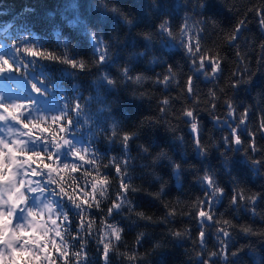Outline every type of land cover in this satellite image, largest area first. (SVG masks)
<instances>
[{"label": "trees", "instance_id": "16d2710c", "mask_svg": "<svg viewBox=\"0 0 264 264\" xmlns=\"http://www.w3.org/2000/svg\"><path fill=\"white\" fill-rule=\"evenodd\" d=\"M73 3L78 6L76 9H73ZM195 3L196 0H0V46L5 49L2 55L7 54L11 58L13 41L23 42L27 37L30 45L57 55L67 53L88 65L87 71L76 72L59 62L41 61L35 66L32 76L43 72L42 78L49 82L44 95L34 93L24 75H13L21 82L17 90L23 97L31 96L35 101V110L30 118H50L60 115L66 106L81 104L79 116L74 112L70 114L80 123L68 138L76 148L91 145L96 154L93 157L97 160L96 166L110 181L106 195L100 197L97 194L101 208L90 210L91 219L96 223L85 244L88 264H104L102 246L97 238L106 230L102 222L107 208L115 199L120 177L113 167L103 166L109 165L114 158L116 162L127 161L125 179L136 191L128 194L131 211L128 205H124L120 214L108 218L109 223L123 229L122 239L112 240L114 250L110 253V264H200L198 254L201 247L197 240L200 225L194 218L196 208L193 205H198L208 191L199 180L205 171L214 172L218 186L225 189L215 205V219H227L237 225L235 230L229 228L231 240L227 250L238 252V256L230 257V260L235 264H264V240L239 231V225L249 226L254 231L264 230V223L259 219V216H264V168L259 173L253 171L244 156L247 142L242 147L233 145V148L240 147L239 151H233L223 144L222 139L229 135V124L232 123L224 105L226 99L234 101L236 117L248 109V130H255L264 117V72H258L248 84L237 89L231 87L234 72L245 66L255 72L258 65L264 66V49L261 48L264 31L258 23L257 13L251 11L264 5V0H211L204 9L196 8ZM105 5L108 9L115 6L133 17V24L123 23L105 9ZM66 18L78 22L71 26ZM186 18L189 32L182 34ZM241 19L246 20V27L235 42H229L228 37ZM163 20L170 22L174 38L157 35V27ZM9 24L12 27L2 31ZM88 32L100 33L108 43L111 59L106 64L95 65L96 53ZM145 35L151 36L150 43L144 39ZM190 37L192 43L199 40L204 55L221 58V71L215 77L195 70L193 58L186 47L181 46V41L187 42ZM142 52L144 54L140 55ZM123 67L130 68V74L141 76L142 80L139 83L124 80L120 75ZM169 67L175 72L174 77L168 72ZM103 73L117 81L114 87L102 82ZM165 76L169 77L167 84L156 82L163 81ZM189 77L193 80V94L185 92ZM2 79L12 83L11 79ZM210 91L216 92L215 100L209 96ZM0 96H7L9 100L18 97H10L2 91ZM164 99L169 100L168 105L163 104ZM213 102L217 105L215 109L211 108ZM184 109H192L197 114L201 143L207 150L205 156L198 155L194 147L193 134L186 122L189 118L182 116ZM114 124L121 133H138L129 142L127 152L122 149L118 138L108 139L110 132L106 130ZM169 125L175 128L174 132L167 130ZM10 127L14 135L11 139H14L16 126ZM240 131L246 141L245 128L242 126ZM175 137H183V141ZM256 142L264 149V137L257 134ZM140 145L149 151L143 152ZM39 147L43 144L36 145L37 149ZM161 150L171 157V161L159 157ZM70 151L69 146L61 150L63 163L78 162ZM225 158L228 159L227 169ZM174 164H178L179 169H175ZM85 170L91 172L93 167L84 164L77 173H62L64 187L70 190V177L74 176L80 186L90 188L88 181L91 177L84 176ZM32 179H43L50 189L57 187L51 185L46 175ZM237 187L246 195L261 194L256 206L257 217L243 209L230 207V197ZM36 194L40 201L49 197L48 193L43 196ZM51 199L56 204L63 201L65 210H70L71 228L64 238L70 252L79 251V243L70 238L77 231V210L66 197L52 196ZM32 204L36 205L35 199ZM170 211L175 214L169 215ZM140 212L151 219L139 217L137 213ZM52 226L48 222V227ZM221 226L213 222L205 226L208 253L219 251L216 229ZM184 230L187 234L182 239L170 234V231ZM140 233L144 235L137 244ZM81 235L86 236V233ZM105 240H111L110 230ZM158 242L161 247L156 248ZM125 253L137 258L129 261ZM204 259L207 261V255ZM217 264L223 262L218 261Z\"/></svg>", "mask_w": 264, "mask_h": 264}, {"label": "snow or ice", "instance_id": "6c2138e0", "mask_svg": "<svg viewBox=\"0 0 264 264\" xmlns=\"http://www.w3.org/2000/svg\"><path fill=\"white\" fill-rule=\"evenodd\" d=\"M211 0H196L195 7L204 9L210 5ZM155 6V5H154ZM73 9L78 6L73 3ZM114 16H118L121 21L128 26L133 24V17L123 13L119 8L113 6L108 9ZM257 13L258 23L261 30L264 31V5L258 8L251 9ZM185 20L184 28L181 33L189 32V25ZM69 25L75 26L78 20L66 18ZM206 23V21H200ZM12 25H7V31ZM246 27V20L241 19L233 28L231 35L228 37L229 42H235L238 39L241 31ZM59 36V33H57ZM157 35H166L174 38L170 22L163 20L157 27ZM88 36L93 42L95 51V65L99 66L106 64L111 56L109 54V45L104 40L103 36L97 32H88ZM144 39L151 42V36L145 35ZM181 46L186 47L187 52L194 60L196 71L202 72L206 76L215 77L221 71L220 57L212 55H204L197 39L192 43L191 37L187 42L181 41ZM264 49V44L261 45ZM2 49V47H0ZM144 53H140L143 55ZM239 56L240 54L237 53ZM41 61H55L71 67L76 72H85L88 70V65L83 60H77L70 57L67 53L57 55L51 51H44L35 45H30L27 37H24L23 42L14 40L11 45V58L7 54L0 55V78L12 79L14 74L24 75L29 83L31 90L38 94L44 95L48 91V81L43 79V72L40 75L32 76L35 71V66ZM23 69V72L21 71ZM210 69V71H208ZM171 76H175V72L171 67L168 68ZM258 72H264V66L258 65L255 72L249 66H245L241 71L234 72L233 82L231 87L237 89L242 84H248ZM120 75L124 80L129 82L139 83L142 80L141 76H133L130 74V68L123 67L120 69ZM102 82L109 87H114L117 81L110 77L109 74L103 73ZM169 81V77L165 76L163 81L157 80V83H165ZM185 92L188 94L194 93L193 80L189 77L185 84ZM136 95V93H133ZM143 95V94H141ZM209 96L215 100L216 92L210 91ZM79 99V98H78ZM35 101L31 96L14 97L11 100L7 96H0V121H14L19 125L16 129L14 139H6L0 136V264H88L85 244L87 236L92 235V228L96 223L91 219L90 210L100 209L101 201L97 199V194L104 197L109 186V177L100 171V167L96 166L97 160L93 158L94 153L91 145L76 148L73 141L68 138L72 129L80 123L70 114L75 113L79 116L82 111L80 103L66 106L61 110L60 115H53L50 118L42 116V118H30L35 110L33 105ZM164 105L169 104L168 99L163 100ZM227 109V114L232 117V123L229 124V135L224 136L223 144L233 151H239L240 147L233 148V145L244 146L247 142V147H244V156L250 162L255 173H259L264 168V149L258 147L256 136L259 134L264 137V117L258 122L255 130H248L246 122L248 121V109L240 113L238 117L234 115L237 111L234 101L229 98L224 101ZM216 103L211 104V108L215 109ZM164 111V109H161ZM182 116L189 118L186 122L190 125V131L193 134L194 147L198 155L205 156L207 150L201 143L200 127L197 120V114L192 109H184ZM151 122V121H150ZM245 128L247 140L242 138L241 127ZM11 129L8 127V137L14 136ZM168 131H175V128L169 125ZM108 139H119L124 152L128 151L129 142L138 136L136 132H120L117 125H113ZM26 138V139H25ZM175 139L183 141V137H175ZM43 142V143H41ZM43 144V147L36 148V145ZM64 146H69L70 154L77 158L76 163H63L61 161V150ZM145 153L149 151L144 145L139 146ZM54 149V151H53ZM159 157H164L171 161L164 150H161ZM260 157V158H257ZM84 164L93 167V171L85 170L84 176L91 177L88 181L90 188L82 187L78 184L74 176L71 177L72 185L69 189L64 187L65 177L62 173L70 174L77 173ZM225 168L228 167V159L224 160ZM127 161L116 162L115 158L109 165L103 167H113L115 173L120 177L118 190L115 194V199L112 200L110 207L105 213V220L102 222L106 230L103 235H99L97 240L101 245L102 259L104 264H110V253L114 250L112 240L120 241L122 239L123 229L108 222V218L120 214L124 205L129 206L131 211V201L128 199L130 191H136L126 182ZM175 169H179L178 164H174ZM46 175L47 180L51 181V185L57 187L51 188L43 183V179H32L33 177H42ZM59 177V178H57ZM54 178V179H53ZM202 184L206 186L208 191L198 205H193L196 208L194 218L200 225L198 233V244L201 247L200 264H217L222 261L223 264H235L230 260V257H237L238 252H229L227 250L228 242L231 240V231L235 230L237 225L232 224L229 220L223 221L215 219V205L220 201L225 191L224 188L218 186L214 172L205 171L204 175L199 177ZM238 185L237 181H234ZM107 186V187H105ZM48 193V196L66 197L67 201L77 210L75 215L79 217L75 235L70 238L79 243L80 250L70 252L68 242L64 236L69 233L70 210H65L63 201L56 204L53 200L48 205L46 210H40V205L47 201V198L40 201L38 197L31 195L35 193ZM260 193L246 195L245 191L238 187L234 190L230 197V207L235 209H243L252 217H257L256 212L257 202L260 199ZM37 200V205L33 206L32 201ZM52 204L55 207H52ZM169 215H174V212H169ZM143 219L150 220L151 217H145L143 212L137 213ZM259 219L264 223V216H259ZM23 220L21 223L19 221ZM48 222H51L52 227H48ZM209 222L222 224L216 229L217 243L219 251L207 252L205 248V226ZM67 225V226H66ZM111 234V240L106 241L105 237ZM239 231L248 236H257L264 240V230L254 231L253 228L245 225H239ZM51 233V235H50ZM81 233H86L82 236ZM172 237L182 239L187 230L170 231ZM143 233L137 237V244L140 243ZM156 248L161 247L158 242ZM127 255L129 261L135 260V255ZM207 255V261L204 256ZM75 258V261L73 260ZM264 259V258H262Z\"/></svg>", "mask_w": 264, "mask_h": 264}, {"label": "rangeland", "instance_id": "374dc122", "mask_svg": "<svg viewBox=\"0 0 264 264\" xmlns=\"http://www.w3.org/2000/svg\"><path fill=\"white\" fill-rule=\"evenodd\" d=\"M2 47V46H0ZM5 51L4 47H2V49H0V53H3ZM12 83H9L7 81H3L0 78V91L6 93L7 95H9L10 97L12 96H18V97H23V95L17 90V87H21V82L20 79L18 77H13L11 79ZM10 125H15L16 128L19 127V125H17L14 121L9 120L7 122V124H5V122L0 121V135L3 136L6 139H9L10 137H8L7 135V129L8 127H10ZM34 196L38 197V194H33ZM36 202L38 203V201L36 200Z\"/></svg>", "mask_w": 264, "mask_h": 264}, {"label": "clouds", "instance_id": "9594fccd", "mask_svg": "<svg viewBox=\"0 0 264 264\" xmlns=\"http://www.w3.org/2000/svg\"><path fill=\"white\" fill-rule=\"evenodd\" d=\"M71 178V177H70ZM54 179V178H53ZM45 193H41V195L43 196ZM54 196V195H53ZM51 197L52 196H49L48 198H47V201L45 202V203H43V204H41L40 205V210H46L47 209V207H48V205L49 204H51V202H52V199H51ZM52 207L54 208L55 207V205L54 204H52Z\"/></svg>", "mask_w": 264, "mask_h": 264}]
</instances>
